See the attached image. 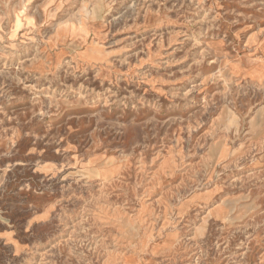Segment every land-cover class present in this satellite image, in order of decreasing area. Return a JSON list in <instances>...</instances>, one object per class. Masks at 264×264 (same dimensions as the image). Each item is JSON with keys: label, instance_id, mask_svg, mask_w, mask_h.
Masks as SVG:
<instances>
[{"label": "clouds", "instance_id": "obj_1", "mask_svg": "<svg viewBox=\"0 0 264 264\" xmlns=\"http://www.w3.org/2000/svg\"><path fill=\"white\" fill-rule=\"evenodd\" d=\"M59 7L65 9L61 19L74 18L81 3L61 0ZM93 39L87 61L75 43L58 51L65 71L56 82L61 88L57 111H49V102L45 111L32 113L44 120L67 109L87 110L86 123L69 117L65 124L76 127L57 137V143L73 141L69 149L79 161L66 166L86 185L87 212L79 233L73 229L77 234L62 241L73 258L68 264H264V59L257 77L238 69L239 56L210 44L205 52L211 67L204 71L211 75L197 72V83L185 69L179 77L155 82L167 84V91L145 97L137 90L144 78L133 73L128 49L107 34L97 38L93 32ZM200 64L196 59L190 67L196 71ZM124 66L128 72L121 71ZM245 88L247 95L241 96ZM174 113L185 121L173 119ZM177 123H184L183 129L160 137V129ZM12 154L0 149V163ZM20 189L23 199L0 203V242L15 246L14 257L28 251L17 241L34 238L38 226L52 219L51 210L44 211L45 190Z\"/></svg>", "mask_w": 264, "mask_h": 264}, {"label": "rangeland", "instance_id": "obj_2", "mask_svg": "<svg viewBox=\"0 0 264 264\" xmlns=\"http://www.w3.org/2000/svg\"><path fill=\"white\" fill-rule=\"evenodd\" d=\"M60 2L0 0V139L4 141L0 149L13 152L0 163V203L23 199L21 185L28 190L36 187L37 191H46L49 199L44 211L51 210L52 217L38 226L34 238L17 241L28 248L20 257L12 255L14 245L0 242V264L21 260L23 264H68L73 258L68 255L69 245L62 241L79 233L77 226L87 212L82 191L86 185L75 175V168L66 166V161L73 165L79 161L77 152L69 149L73 141L66 138L57 143L64 128L76 127L65 121L80 117L86 123L87 110L67 109L44 120L32 116L33 112L45 111L49 102L53 103L49 111H57L55 104L60 102L61 88L56 82L65 71L57 53L65 45H79L77 50L87 61L91 58L88 45L94 43L93 32L97 38L107 34L120 41L131 53L133 73L144 78L137 81L141 85L137 90L145 97L167 91V84L160 86L155 82L179 77L185 69L189 79L197 83V72L211 75L204 71L211 67L207 63L210 54L205 52L210 44H220L229 56H239L238 69H246L257 77V65L264 59V33L260 31L264 28V7L260 0H74L81 3V8L74 18L65 15L63 19L65 9L59 7ZM108 4L110 8L106 7ZM249 53L253 54L251 66ZM211 58L215 59L214 54ZM196 59L201 64L194 71L190 66ZM121 71L128 72V66ZM69 86L77 87L70 81ZM92 87L98 90L96 83ZM247 92V88L242 89L241 96ZM68 95L65 93V97ZM237 100L248 103L239 97ZM172 118L182 122L186 119L178 113ZM183 127L184 123H177L171 129H160L159 135L163 138L166 131ZM185 134L180 131L181 138ZM33 146L36 151L29 152ZM57 148L65 155L61 156ZM10 164L15 167L9 168Z\"/></svg>", "mask_w": 264, "mask_h": 264}]
</instances>
